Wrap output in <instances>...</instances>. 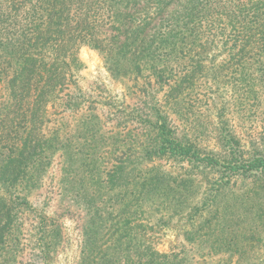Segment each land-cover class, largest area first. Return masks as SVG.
Here are the masks:
<instances>
[{"label": "trees", "instance_id": "16d2710c", "mask_svg": "<svg viewBox=\"0 0 264 264\" xmlns=\"http://www.w3.org/2000/svg\"><path fill=\"white\" fill-rule=\"evenodd\" d=\"M173 3L0 0V150L9 160L3 180L12 189L0 210V224L9 220L0 228V259L5 258L6 240H15L21 232L18 220L28 209V187L40 180L57 153L65 165L60 183L66 195L90 208L80 264L112 263L93 254L98 242L108 244L107 255L111 250L128 252L122 256L125 264H188L192 260V251L164 253L156 249L158 233L171 222L174 201L183 203L180 197L186 193L182 189L188 186L170 177L163 181L165 170L160 161L167 158L187 161L193 169L222 172L210 197L202 195L181 212V218L189 222L184 234L189 244L198 241L202 247L214 231L224 248H235L240 237L247 242L255 239L248 227L260 230L261 224L252 223L244 203L224 207L217 202L235 176L264 182V146L258 144L252 153L228 132L225 139L237 146L231 150V158L223 161L202 153L191 139L178 137L172 120H176L174 112L189 120L190 111L197 109L193 101L197 99L205 101L208 115L215 117L217 111V118H225L219 123L227 125L229 106H264V0H195L183 4L182 12L161 14ZM84 45L99 51L114 80L122 84H126L125 78L132 80L128 87H135L141 102L125 104L119 110L130 124L129 131H109L93 102L87 103L78 56ZM171 59L177 60L174 73L168 64ZM154 92L161 96H151ZM108 146L113 147L107 152L110 155L124 146L126 164L106 173L110 175L107 182L115 184L117 172L120 179L126 178L124 171L132 176L123 190L128 195L126 203L115 206L114 212L102 211L111 197L94 206L96 198L86 200L89 194L71 185L81 180L78 174L91 175L106 161L102 149ZM138 163L146 164L136 167ZM107 187L100 188L97 197ZM169 192L178 196L171 197ZM232 206L242 208L241 226L235 225L239 223L234 222ZM41 217L46 225L42 237L52 241L53 233L61 235L52 228L53 215ZM14 221L13 231L7 232V225ZM239 227L248 234L241 235ZM40 245L48 258L50 248L46 243ZM243 254L245 261H252V255Z\"/></svg>", "mask_w": 264, "mask_h": 264}, {"label": "rangeland", "instance_id": "374dc122", "mask_svg": "<svg viewBox=\"0 0 264 264\" xmlns=\"http://www.w3.org/2000/svg\"><path fill=\"white\" fill-rule=\"evenodd\" d=\"M173 1L174 3L170 5L168 11L162 12L161 14L165 16L166 14H175L177 11L182 12L181 8L183 4L195 0H186L187 2L184 3L182 0L181 2ZM78 56L82 62V69L80 70V74L83 77L82 87L89 97L87 103L93 102V106H96V110L99 112L105 123V127L109 131H129L130 124L125 118L120 116L122 114L119 113V110L125 104L130 105L141 102L140 97L134 94L135 87L131 89L128 87L132 85V80L130 79L128 81V78H125L126 84L114 80L108 71L103 56L91 46H82ZM168 64L170 67H173L172 71L174 73L177 60L171 59ZM155 95H158V97L161 96V94L159 95L155 92L151 94V96ZM197 96L199 97L198 94ZM193 101L197 109L190 111V119L184 121L174 112L173 117H176V120H172V126L178 137L184 140L191 139L202 153L214 155L223 161L230 159V154L231 152L233 153L231 150L237 145L232 146V142L225 139L228 132H232L237 136V139L240 141V147L252 153L256 152L254 148L258 144L264 146V106L259 108L247 107V109L242 108L243 106L240 105L229 106L231 110L226 114L230 123L227 125L225 123H219L220 120H224L225 118H217V111H214V115L216 114L215 117L208 115L209 113L205 111V101H200L199 99ZM231 102H233L232 104L235 103L233 99H231ZM112 148L108 146L102 149V151L106 155ZM125 150L126 148L123 146L121 150L117 151L116 155L107 154L106 161L101 165L99 163L100 166L95 172L91 175L87 173L88 176L86 174H78L81 180L71 184L74 186V189L81 190L84 195L89 194L90 198H85L86 200L92 199L93 201L96 198V201L94 200V206L101 205L105 197H111L112 199H106L110 205L106 209H102V211L110 210L114 212L115 206H124L126 203L125 199L127 194L123 193V190L126 189V183L132 176L127 171H124L123 177L126 178L120 179L119 173L117 172L116 177L118 178L116 183L107 182L110 177L109 174L116 170L118 164H126ZM3 151L0 150V210L3 209L4 203L7 200L6 197L12 191L8 182L5 183L3 180L5 165L6 162H9L6 156H4ZM13 163L17 164V161ZM160 163L162 171L165 170L163 171L165 175L163 181L170 177L171 180H176L179 183L183 181L182 183H187L188 186L182 189L186 193L180 197L183 203L179 204L174 201L175 206L170 211L172 219L167 225L168 227H162V230L158 233L159 238L156 249L159 252L168 253L173 249H177V251H192V260L187 261L188 264H264L261 261L264 259V185L260 186V184L264 183L263 181L252 182V177L244 178L241 175L235 176L230 186L221 192L217 202V204L223 205L224 207L231 204L244 203L242 205L248 208L245 214L253 217L252 223L261 224L260 230L250 228V226L248 227V229H251V233L253 232L255 235V239H250V242H247L240 237V241L235 248H224L223 244L219 243V239L216 240L218 234L214 231L209 235L210 239L205 240L202 247H198V241L189 244L185 240L184 234L189 228V222L181 218V212L184 214L186 207L189 206L188 204L197 202L202 195L208 193L210 197L217 187L219 176L222 172H213L210 169L203 171L193 169L187 161H179L173 158L162 159ZM145 164L138 163L136 167H144ZM63 166L65 165L62 162V158L57 153L52 158L48 167H45L46 171L41 173L40 180H37L36 184L32 183L28 187L31 189L29 191L30 195L28 196L29 202L26 207L28 209L22 211L25 213V216L18 220L21 225V232L15 240H6L3 245L2 251L4 252L3 257L5 258L0 259H5L3 264L81 263V258L85 255L83 252V232L89 221L87 213L90 211V208L86 204H78L76 201H72L70 199L71 197L66 195L67 191L60 183L61 177L64 174ZM106 173L109 174L106 175ZM98 179L101 182H98ZM106 185H108V189L104 191L105 194L101 195L102 197H97L100 192L98 190ZM118 193L121 194L120 199L118 198ZM168 195L171 197L178 196L174 192H169ZM239 206H232L233 209L231 210L236 213L234 222L239 223L235 225L241 226V221L244 216L242 214V208ZM125 212L121 213V217H124ZM23 213L22 215H24ZM156 213L160 216L159 212ZM42 214L53 215L55 223L52 228L55 231H61V235L58 236L57 233H53V237H50L54 241L42 237V231L45 230L44 226H46L45 223H42ZM230 217L231 214L226 215V218ZM7 220L8 218H5L0 224L1 230ZM116 220L115 215L113 221ZM223 221H228V219H224ZM121 222H123V219H121ZM13 224H15V221L7 225V232L10 233L13 231ZM116 228L119 229V226H116ZM226 228L224 227V229ZM240 229L241 235L248 234V231L244 227ZM212 240L213 243L211 242ZM214 240H216L215 243ZM1 241L2 239L0 237V243ZM41 243L43 245L46 243L45 246L50 248L48 258H45L41 252L43 250L41 249ZM107 245L104 242H98V247L93 254L97 253V256L103 255V259H111V264H125L122 256L128 252L111 250L108 251L109 255H107V251H105ZM220 245L222 248L219 247ZM243 252L252 255V261H245V254ZM117 258L118 260H115ZM136 259L139 260V257L136 256ZM0 264L2 263L0 262Z\"/></svg>", "mask_w": 264, "mask_h": 264}]
</instances>
